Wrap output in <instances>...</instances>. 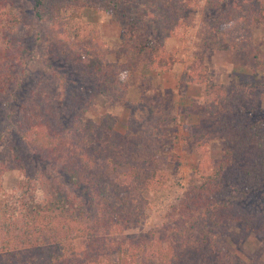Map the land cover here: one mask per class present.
Masks as SVG:
<instances>
[{"label": "rangeland", "instance_id": "obj_1", "mask_svg": "<svg viewBox=\"0 0 264 264\" xmlns=\"http://www.w3.org/2000/svg\"><path fill=\"white\" fill-rule=\"evenodd\" d=\"M96 1L99 4L84 8L81 14L71 10H66L65 14L80 17L84 23L98 24L106 48L111 51L122 45V30L113 23V18L125 22L136 17L140 38L149 37L153 44L176 51L179 62L171 72L129 71L125 76L128 88L122 92L124 99L113 101L99 91L100 74L95 76L75 70L70 50L35 15L34 0H19L30 72L21 84L14 82V73L17 68L20 71V66L3 58L7 43L0 39V88L5 87L4 82L9 85L4 93H0V156L9 165L3 185L10 190L18 189L21 179L27 175L34 177L40 193L47 191L60 203V206L52 205L57 215L54 219L58 224L61 221L60 225L65 223L72 228L71 237L87 259L115 260L118 244L122 243V247H135L137 264H158V247L174 244L185 230L198 229L196 223H203L200 208L193 202L197 187L211 179L223 186L225 193L234 188L238 193L247 186L250 187L247 200L234 204L235 210L231 216L223 218V225L205 224V230L213 253H227L247 264H264V227H261L264 220V141L253 139L247 157L230 158L232 166L226 167L218 176L213 172V164H203V155L190 140L193 125H202L207 131L213 163L218 165L226 156L228 146L221 135L220 119L207 110L204 86L196 81L182 80L185 67L195 61L203 48L204 33L220 16L225 4L214 8L209 2L215 0H194L195 7L181 33L166 37L159 13L152 10L136 15L131 10L129 3L138 5V0H117L121 4L115 10V16L111 14L112 6L109 11L100 8L106 7L102 5L109 1ZM235 1L240 2L229 0L228 3ZM236 31L239 36L241 31ZM245 35L238 50L207 49L205 61L216 83L237 88V105L247 109V114H251L250 123L256 124H247L253 138L259 129L264 132V67L257 71L252 69V55L247 45L251 43L264 53V25L259 24ZM108 60L119 64L125 62L116 52H111ZM39 81L45 85L47 93L55 97L53 105L59 107L57 125L62 145L56 159L31 150L16 131V125L19 127L24 116L21 106L35 93L32 90ZM13 90L14 93L8 92ZM130 103H136V107H131ZM151 106L157 108L151 109ZM106 112L118 117L116 130L121 135H127L131 118L134 119L139 132L127 138L129 145H136L144 137H148L151 144L148 150L134 158L152 166L156 179L168 177L164 188L157 183L145 188L141 194L143 210L128 224L110 217L87 183L82 179L75 180L64 169L72 119L80 113L85 122H97ZM106 140L107 136L103 143ZM251 169L254 173L248 180L246 173ZM148 173L149 170H143L144 175ZM256 182L263 184L257 186V190ZM221 193L222 188L216 198L220 199ZM243 217L252 220L253 228L248 227Z\"/></svg>", "mask_w": 264, "mask_h": 264}, {"label": "trees", "instance_id": "obj_2", "mask_svg": "<svg viewBox=\"0 0 264 264\" xmlns=\"http://www.w3.org/2000/svg\"><path fill=\"white\" fill-rule=\"evenodd\" d=\"M103 1H109V4L102 5L107 8H100L109 11L112 6L111 14L115 16V10L121 3L117 0ZM228 1L209 2V6L214 8H221L223 4L225 6L204 33L203 48L197 53L195 61L182 72V80L196 81L204 86L207 110L220 119L221 135L228 147L226 156L218 165L212 161L207 131L203 126L193 125L190 136L191 142L203 155V164H213V172L218 176L223 174L226 167L232 166L230 158H238L239 155L247 157L253 139L264 141L261 129L253 138L254 135L249 133L251 128L247 124H251V114L237 105V88L216 83L205 61L207 49L238 50L242 47L245 34H250L259 24L264 25V0H240L230 4ZM96 4H99L96 0H34L33 10L40 22L70 50L75 70L101 75V93L113 101L124 99L122 92L128 88L125 76L129 71L148 69L171 72L174 69L179 62L176 51L153 44L149 37L140 38L138 18L133 17L125 22L113 18V23L122 30V45L111 51L106 48L98 24L84 23L80 17L65 14L66 10L81 14L84 8ZM137 4L129 3L136 15L148 14L152 10L161 15L164 23H160L166 37L181 33L191 9L195 7L194 0H138ZM22 28L19 0H0V39L7 43L6 53L2 56L9 63L17 62L16 65L20 66V71L17 68L14 73V82L18 85L25 81V75L30 72L27 67L28 45L24 39L27 36ZM237 29L241 31L239 36L236 35ZM247 47L252 55V69L257 71L264 67V53L261 49L251 43ZM111 52L118 53L125 62L111 63L108 60ZM4 83L5 87L0 88V93H4L9 86L7 82ZM8 92L14 93V90ZM32 93L21 106L24 116L19 127L16 125V131L31 150L56 159L62 145L57 125L59 107L53 105L55 97L47 93L45 85L40 84V81ZM45 94L47 97H42ZM130 106L136 107V103H130ZM153 108L157 107L151 106ZM117 122L118 117L110 112L103 114L97 122H85L81 114L77 113L70 124V145L64 169L75 180L82 179L87 183L110 217L128 224L143 210L141 194L145 188L156 183L164 188L168 177L156 179L152 166L141 164L134 158V155L139 156L151 146L148 137L140 139L136 145L130 146L127 142L129 136L139 132L134 119L131 118L127 135H121L116 130ZM106 136L107 140L103 143ZM8 168L5 158L0 156V264H137L135 247H122V243L118 244L115 260L87 259L71 237L72 228L65 223L60 225L61 221L58 224L54 219L57 215L52 205L57 203L60 206V203L47 191L41 194L36 179L28 175L21 179L18 189L6 188L3 181ZM243 168L246 169L245 166ZM144 169L152 173L144 175ZM253 173V169L246 173L248 180ZM212 181L208 180L197 187L193 197V202L200 208L203 223H196L198 229L191 227L185 230L174 244L158 247V264H247L227 253H213L205 224L212 223L215 227L223 225V218L231 216L235 210L234 204L239 200H247L250 187L246 186L238 193L236 188L231 191L228 189L230 192L225 193L223 186ZM259 185L263 184L256 182L255 190ZM221 188L223 193L220 200L216 196ZM242 219L248 222L249 228H253L252 220L246 217ZM261 227H264V220Z\"/></svg>", "mask_w": 264, "mask_h": 264}]
</instances>
